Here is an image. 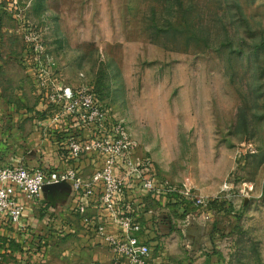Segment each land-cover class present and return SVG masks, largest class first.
Segmentation results:
<instances>
[{
    "label": "rangeland",
    "instance_id": "1",
    "mask_svg": "<svg viewBox=\"0 0 264 264\" xmlns=\"http://www.w3.org/2000/svg\"><path fill=\"white\" fill-rule=\"evenodd\" d=\"M56 66L205 200H175L149 264H264V0H0L4 99L48 119Z\"/></svg>",
    "mask_w": 264,
    "mask_h": 264
},
{
    "label": "built area",
    "instance_id": "2",
    "mask_svg": "<svg viewBox=\"0 0 264 264\" xmlns=\"http://www.w3.org/2000/svg\"><path fill=\"white\" fill-rule=\"evenodd\" d=\"M55 70L60 79L59 84H54L57 87L52 89L51 97L58 106L47 112V123L41 121L40 125L48 130L67 122L72 129L67 137L69 157L73 161L90 157L94 169L85 177L81 168L74 165L63 170L30 167L25 162L1 167L0 220L18 223L25 209L21 197L35 198L47 185L68 183L77 193L78 213L108 244L114 254L113 264H149L151 247L142 218L144 212L132 202L131 195L143 192L167 204L176 199H195L196 205H201L205 200L194 196L189 183L159 179L152 158L139 152V143L125 119L100 104L89 83L72 87L63 83V73L57 66ZM97 189L100 209L108 212L118 228L116 232L109 231L106 220L89 211ZM147 212L153 213L151 208ZM2 261L0 250V264Z\"/></svg>",
    "mask_w": 264,
    "mask_h": 264
},
{
    "label": "crops",
    "instance_id": "3",
    "mask_svg": "<svg viewBox=\"0 0 264 264\" xmlns=\"http://www.w3.org/2000/svg\"><path fill=\"white\" fill-rule=\"evenodd\" d=\"M2 62L8 67L7 74L14 75L15 69L10 67L15 63L12 60ZM4 97L6 94L0 89V168L20 162L30 167L57 170L74 165L81 168L85 177L91 175L94 168L90 157L73 161L68 155L67 137L72 129L67 122L44 130L40 125L41 120L47 123L43 118L44 107L40 108V120L31 109H19ZM136 140L139 152L152 158L158 174L160 167L153 153L141 145L138 138ZM160 176L166 177L162 173L158 174L159 179ZM95 196L89 211L105 219L108 230L116 232L118 228L108 212L100 209L99 189ZM131 197L132 202L140 205L144 212L142 218L147 227V240L153 246L159 242L160 225L163 221L169 222V216L173 215L171 212L179 210L181 205H175L177 201L169 205L143 192ZM21 200L25 209L18 223L0 220L1 264H113L114 254L108 244L83 222L78 213V196L71 184L48 186L38 197H21ZM149 208L152 214L147 212ZM152 261L155 262L154 259Z\"/></svg>",
    "mask_w": 264,
    "mask_h": 264
},
{
    "label": "water",
    "instance_id": "4",
    "mask_svg": "<svg viewBox=\"0 0 264 264\" xmlns=\"http://www.w3.org/2000/svg\"><path fill=\"white\" fill-rule=\"evenodd\" d=\"M67 183H59V184H52V185H66ZM52 185H47L44 187V190L48 187V186H52Z\"/></svg>",
    "mask_w": 264,
    "mask_h": 264
}]
</instances>
